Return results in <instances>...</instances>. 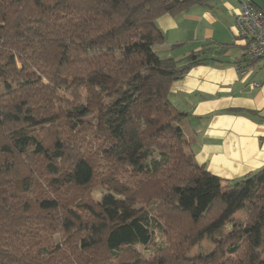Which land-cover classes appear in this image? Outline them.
Returning <instances> with one entry per match:
<instances>
[{"label": "trees", "instance_id": "16d2710c", "mask_svg": "<svg viewBox=\"0 0 264 264\" xmlns=\"http://www.w3.org/2000/svg\"><path fill=\"white\" fill-rule=\"evenodd\" d=\"M210 1L0 0V264L264 263V167L209 172L170 99L173 81L220 59L156 52L157 18ZM94 181L144 207L116 222ZM203 235L213 251L186 259Z\"/></svg>", "mask_w": 264, "mask_h": 264}, {"label": "crops", "instance_id": "0c3cea01", "mask_svg": "<svg viewBox=\"0 0 264 264\" xmlns=\"http://www.w3.org/2000/svg\"><path fill=\"white\" fill-rule=\"evenodd\" d=\"M253 2L264 10V4ZM238 9V0H211L163 14L155 22L164 35L156 47L160 57H171L164 49L186 42L187 53L176 60L203 49L220 59L196 65L173 81L170 99L188 114L181 126L193 158L231 181L264 167V61L251 62L246 56L245 42L234 27ZM168 35L172 45L166 43ZM251 82L259 85L250 87Z\"/></svg>", "mask_w": 264, "mask_h": 264}, {"label": "rangeland", "instance_id": "374dc122", "mask_svg": "<svg viewBox=\"0 0 264 264\" xmlns=\"http://www.w3.org/2000/svg\"><path fill=\"white\" fill-rule=\"evenodd\" d=\"M224 1H227V0H224ZM255 1L258 2L260 5L264 4V0H255ZM237 12H236V14H237ZM174 37L178 38V34H176V32L174 33ZM165 40H166V43L169 45H172V43H174V42L170 41L169 35L167 36V39H165ZM185 43L186 42H184V44L181 48L177 47V49H172L173 47L172 48L169 47V48L164 49V52H166L167 54H171L169 56H171L173 58L177 57V56L182 57L184 54L187 53V51H185V49L188 47V44H185ZM174 48H176V47H174ZM162 49L160 51H162ZM67 98L69 99V97H67ZM69 100L71 101L72 99L70 98ZM103 101H107V100L102 99V103H103ZM154 156L158 157V153H155ZM90 190L92 191L91 196H92L93 200L98 205L100 204L102 206H108V207L113 208L114 220L116 222L122 221L123 216L128 217L132 214H135L137 211L142 210V207H144L139 203H135V204L134 203H131V204L126 203L125 201H123V198H121V196L119 194L114 192L112 189H110V187L107 184H105L101 181H94ZM20 194L25 196L26 198L34 197V191L25 192V191L16 190L15 195H14V200L18 201L19 203L21 201V198L18 195H20ZM244 213H245L244 209L238 208L233 213L232 216L234 218L243 219L244 215H245ZM54 238H55V241H58L60 238L59 234H54ZM155 241L157 243L162 242L163 238H160V236H158L155 238ZM214 248H215V244H214L213 240L211 238H209L208 236L203 235L194 242V244L191 246L189 251L185 254V258L186 259H194L195 257L209 254L210 252L213 251ZM131 254H134V255H132L133 257H137V256H143V258L147 257L146 250L142 247V245H139V244H136L135 249L132 250ZM260 264H264V263H260Z\"/></svg>", "mask_w": 264, "mask_h": 264}, {"label": "built area", "instance_id": "2783aa9c", "mask_svg": "<svg viewBox=\"0 0 264 264\" xmlns=\"http://www.w3.org/2000/svg\"><path fill=\"white\" fill-rule=\"evenodd\" d=\"M239 10L234 16L237 35L245 42V54L248 59L264 61V10L253 0H238ZM259 85L251 82L250 87Z\"/></svg>", "mask_w": 264, "mask_h": 264}]
</instances>
